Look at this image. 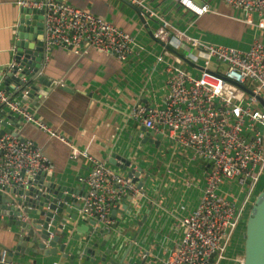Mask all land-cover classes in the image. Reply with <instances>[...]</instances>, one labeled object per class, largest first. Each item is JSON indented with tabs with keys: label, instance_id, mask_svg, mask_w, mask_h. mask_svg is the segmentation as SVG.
Wrapping results in <instances>:
<instances>
[{
	"label": "built area",
	"instance_id": "2783aa9c",
	"mask_svg": "<svg viewBox=\"0 0 264 264\" xmlns=\"http://www.w3.org/2000/svg\"><path fill=\"white\" fill-rule=\"evenodd\" d=\"M126 1L142 9L139 16L143 20L154 19L158 24L155 39L179 54L164 61L163 106L136 107L132 117L144 131L161 134L159 143L178 151L174 155L201 170L198 201L180 219V236L161 264H220L227 259L226 251L232 241H239L242 222L261 192L256 189L264 177V0H219L225 7L238 10L233 19L257 32L244 51L211 44L173 28L145 0ZM170 1L196 18L211 12L207 3ZM17 5L45 9L46 50L62 48L78 52L92 47L119 61L127 60L133 53L148 54L133 35L66 2L19 0ZM48 56L47 53L46 59ZM0 107L61 142L69 149L70 159L88 160L90 168L84 195L78 197L76 221H93L89 226L95 231L111 232V215L119 203L128 196L138 199L145 195V182L138 189L126 175L55 132L25 104L9 99L2 87ZM17 132L5 130L0 134V194L10 198L13 196L9 195V189L27 187L38 173L50 180L53 170L42 150L32 141L21 139ZM183 183L192 186L187 180ZM93 235L91 239L96 242L98 234ZM237 250L238 247L233 249V262L244 264V256ZM8 253L0 247V264H25Z\"/></svg>",
	"mask_w": 264,
	"mask_h": 264
},
{
	"label": "crops",
	"instance_id": "0c3cea01",
	"mask_svg": "<svg viewBox=\"0 0 264 264\" xmlns=\"http://www.w3.org/2000/svg\"><path fill=\"white\" fill-rule=\"evenodd\" d=\"M18 1L0 0V68L11 63L13 28L19 17V9L22 8L17 5ZM61 1L102 17L133 35L148 54L143 56L133 53L127 60L119 61L92 47L78 52L53 48L43 71L48 79L56 82V86L45 97L27 98L24 103L18 96L13 100L25 104L55 132L66 136L78 148L86 150L87 154L103 161L116 172L126 175L108 163L113 153L129 159L134 162V166L142 169L138 177L141 182L148 175L144 181L145 195L138 199L128 196L119 203L116 213L111 215L109 238L104 234L107 233L105 231L98 234L95 241L99 244L97 250L105 254L107 263L127 264L129 258L134 257L135 262L147 255L148 263L161 264L167 251L180 236V219L195 207L202 186L199 182L190 187L183 185L184 180L188 181L183 177V169H174L173 166L178 160H183L188 174H201V170L187 163L185 158L174 155L178 151L174 148L169 150L164 142L156 145L149 138L142 143L145 132L132 117V111L139 106H163L166 94L164 61L171 60L174 54L155 39L157 22L152 18L143 20L133 8L136 6L126 0ZM197 2L209 4L211 12L196 18L170 0H145V4L163 16L170 26L211 44L231 47L237 37L245 35L248 44L249 38L257 33L233 19L239 14L238 10L225 7L219 0ZM157 58H161V61ZM0 87L3 88L2 79ZM12 94L11 91L10 96ZM13 116L12 120L3 117L8 124L5 128L0 127V130L18 131L21 139L32 141L42 150L52 165L51 181L76 185L77 178L85 183L90 168L87 159H70V151L65 145L47 136L35 125L22 122L19 116ZM177 177L182 178L183 187L174 184ZM19 230L9 216H2L0 247L7 252L11 249L12 253H8L10 256L25 264H69L68 258L62 257L59 252L45 256L39 250L36 253L30 251L28 255H15ZM68 230L70 236L74 234L71 229ZM83 239V236H80V241H73L70 237L62 239L69 241L70 246L66 249L68 256L74 254ZM102 243L105 245L101 246ZM237 252H240L239 249ZM234 253L229 252L228 248L227 259L221 263L234 264ZM72 264H79L76 257ZM85 264L103 263L96 259L94 263Z\"/></svg>",
	"mask_w": 264,
	"mask_h": 264
},
{
	"label": "water",
	"instance_id": "95a60500",
	"mask_svg": "<svg viewBox=\"0 0 264 264\" xmlns=\"http://www.w3.org/2000/svg\"><path fill=\"white\" fill-rule=\"evenodd\" d=\"M133 8L138 14L142 13L141 8ZM44 21L45 9H19V17L13 28L11 63L5 68H0V79L9 99L18 96L24 103L27 98L45 97L48 91L56 86V82L48 79L43 71L46 54L52 51L45 49ZM165 48L174 55H179L171 47L165 45ZM186 63L190 64L188 61ZM11 91L12 96H10ZM34 105L35 102L32 106ZM3 117L6 120L14 118L11 112L6 114L5 110L0 109L1 128H5L6 123L8 124ZM141 130L144 131V128ZM4 131L1 129L0 134ZM144 132L142 143L153 138L157 145L162 139V135L154 131ZM108 163L126 173V177L130 178L138 189L143 187L146 176L142 182L138 179L142 170L134 166V162L113 153L110 154ZM45 176L43 173H38L27 187L9 189V195L13 198L0 194V217L9 216L11 222L14 221L20 228L14 248L15 255H28L30 251L36 253L42 250L45 256L56 255L59 252L62 257L68 258L69 264L73 263L74 257L78 259L79 264L94 263L96 259L103 264H119V262L107 263L105 254L97 250L99 244L91 239L94 237L93 233L103 234L104 231L102 229L95 231L89 226L93 225V221L86 219L76 221V212L79 209L78 197L84 195V184L77 178L76 185L55 184L45 180ZM115 213L116 211H113L112 215ZM21 217L27 219L21 221ZM50 228L54 230L51 231ZM68 229L74 234L70 236ZM107 235L109 238L110 230L107 231ZM80 236L84 239L79 243L74 254L68 256L66 249L69 244L62 239L70 237L73 241H80ZM8 252L12 253V250L8 249ZM110 252L108 248V253ZM243 256L244 264H264V187L255 199L246 220ZM133 258H129L127 263L151 264L147 262V257L135 262Z\"/></svg>",
	"mask_w": 264,
	"mask_h": 264
},
{
	"label": "rangeland",
	"instance_id": "374dc122",
	"mask_svg": "<svg viewBox=\"0 0 264 264\" xmlns=\"http://www.w3.org/2000/svg\"><path fill=\"white\" fill-rule=\"evenodd\" d=\"M247 35H245L244 37H237L236 38V41H233L231 43V47H234V49L236 50H240V51H244L247 49V45H249L251 42H252V39H253V35L249 38L248 40V44H247ZM174 169L176 168H182L183 169V177L184 179H188V181L190 182L191 185L195 184L196 182H200L201 181V174H196V173H187L186 172V169L184 167V162H182L181 160H178L176 162V164L173 166ZM178 178V177H177ZM178 184V185H181V187H183L182 185V178H178L175 180L174 184ZM202 183V182H201ZM197 185V184H195ZM201 185V184H200ZM264 187V177L261 179L256 191L260 190L262 191ZM246 219L247 217L244 218L243 222H242V226H241V229L239 231L240 233V238H239V241H236V240H233L232 241V245L230 244V247H229V252H233L232 251V247L233 249L234 248H237L239 249V255H242L243 256V244H244V239H245V224H246ZM221 264H225V263H221Z\"/></svg>",
	"mask_w": 264,
	"mask_h": 264
},
{
	"label": "bare ground",
	"instance_id": "6f19581e",
	"mask_svg": "<svg viewBox=\"0 0 264 264\" xmlns=\"http://www.w3.org/2000/svg\"><path fill=\"white\" fill-rule=\"evenodd\" d=\"M249 212H250V210H249L248 213H247V217H248ZM246 220H247V219H246Z\"/></svg>",
	"mask_w": 264,
	"mask_h": 264
}]
</instances>
